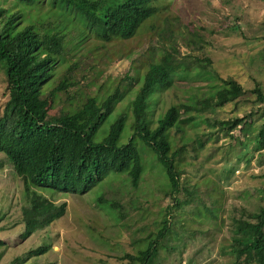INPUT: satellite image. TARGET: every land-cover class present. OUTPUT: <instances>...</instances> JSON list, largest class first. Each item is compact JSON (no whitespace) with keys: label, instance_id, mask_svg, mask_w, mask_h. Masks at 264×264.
<instances>
[{"label":"trees","instance_id":"obj_1","mask_svg":"<svg viewBox=\"0 0 264 264\" xmlns=\"http://www.w3.org/2000/svg\"><path fill=\"white\" fill-rule=\"evenodd\" d=\"M151 1L0 0V67L5 73L6 93L0 113V152L19 178L17 199L20 197L21 205L20 218L0 227V232L18 228L16 236L0 239V261L5 248L19 245L64 215L66 203H56L54 194L86 193L109 173H122L119 178L137 188L154 162L163 178L157 186L177 206L175 193L181 189L179 168L184 162L178 156H182L189 139L182 124L199 119L208 109L236 102L246 93L234 78L217 75L209 58L199 64L198 59L193 69L189 59L182 63L185 68L179 69L175 57L167 51L158 60L151 56L146 66H138L144 67L142 73L125 75L102 97L85 91L93 69L91 59L82 51L85 43L95 40L105 45L133 37L155 11ZM188 71L209 78L206 95L195 98L198 92L194 91L188 102L171 104L152 125V94L170 88L176 74L183 76ZM132 91L127 106L104 127L108 116ZM249 93L253 96L249 99L251 109L241 117L213 120L214 131L210 130L208 136L221 131L239 145H248L252 153L261 154L264 88L254 79ZM127 125L129 137L120 143ZM234 130L243 140L233 135ZM196 142L203 145L200 138ZM109 207L120 219L125 217L117 202H110ZM170 207L161 211L160 227L153 234L156 239L148 234L120 260L154 264L158 258L155 242L171 230L166 218ZM242 212L233 218L228 244L233 259L230 264H264V203ZM49 248L44 241L21 261L42 255Z\"/></svg>","mask_w":264,"mask_h":264},{"label":"rangeland","instance_id":"obj_2","mask_svg":"<svg viewBox=\"0 0 264 264\" xmlns=\"http://www.w3.org/2000/svg\"><path fill=\"white\" fill-rule=\"evenodd\" d=\"M151 4L155 11L133 37L105 45L95 40L85 43L82 51L93 64L85 91L102 97L125 75L135 77L142 73L144 67L138 66H146L151 56L158 60L167 51L175 57L179 69L185 68L183 64L189 59L193 69L209 58L217 75L234 78L246 93L236 102L208 109L199 119L182 124L184 136L189 139L182 156H178L184 162L179 168L181 189L175 193L177 206L157 186L163 178L154 162L147 167L137 188L119 178L122 173H109L86 193L54 194L56 203H66L64 215L19 245L5 248L0 264H17L44 241L50 245L46 253L18 264H129L119 257L132 252L140 239L150 233V239H156L161 211L167 206H171L166 217L171 230L155 242L158 258L154 264L233 261L228 252L233 218L242 215L243 209L253 211L264 203V150L261 154L252 153L248 145H239L221 131L208 134L214 131L213 120L241 117L251 109L249 99L253 96L249 90L254 79L264 88V0H152ZM4 75L0 67V113L6 99ZM173 79L170 88L152 94V125L171 104L188 102L194 91L198 92L195 98L206 95L209 78L188 71ZM133 94L134 91L128 93L115 107L104 127L127 106ZM129 133L127 125L120 143L127 140ZM233 135L239 137L240 133L234 130ZM197 138L203 141L201 147ZM239 138L243 140V136ZM19 185L12 165L0 152V227L20 218ZM112 201L126 213L124 218L117 217L109 207ZM17 229L1 231L0 239L16 236Z\"/></svg>","mask_w":264,"mask_h":264}]
</instances>
